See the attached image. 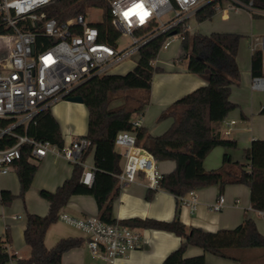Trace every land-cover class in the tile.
Segmentation results:
<instances>
[{"label": "trees", "instance_id": "1", "mask_svg": "<svg viewBox=\"0 0 264 264\" xmlns=\"http://www.w3.org/2000/svg\"><path fill=\"white\" fill-rule=\"evenodd\" d=\"M109 0H56L47 8V16L65 20L78 13H84L88 7L103 8V21L98 24L101 32L100 41L115 45L118 32L110 25L108 15ZM173 3L174 0H172ZM225 0H211L196 10L194 19L203 21L210 19L225 5ZM254 8L264 10V0H252ZM253 18L262 17L258 13ZM182 30L181 43L183 53L179 60H187V70L201 75L206 83L174 100L158 116V120L171 118L170 125L160 134L152 135L144 126L132 124L133 111H140L146 100L136 99V106L110 107V102L117 92L141 89L148 96L153 73L158 67L152 64L159 54L162 43L169 32L150 38L138 49V58L134 66L124 74L103 73L89 77L77 86L71 95L82 97V103L88 111L87 130L91 145L83 152L82 160L93 151V180L90 185L80 181L82 168L74 164L70 177L66 178L54 190L41 189L40 197L48 203L47 212L43 215L26 212L23 238L30 248L29 256L19 258L9 253L6 244L10 242V233L5 230L4 238L0 236V264L15 260L16 264H61L62 254L83 243L82 237H62L54 245L47 247L44 242L48 228L58 221V215L66 206L70 197L75 194L93 196L97 216L103 221L137 228H153L167 230L182 238L180 245L169 252L160 264H206L202 255L184 256L187 246L194 245L215 256L235 259L230 250L264 249V234L257 228L253 218L245 217L234 228H218L208 231L201 227L187 228L179 219L178 197L185 195L190 189L215 185L219 194L226 185L243 184L250 189L249 202L252 208L264 210V139H252L244 150L246 161L232 159L228 150L237 147L235 139L221 137L214 131L213 124L223 120L236 104L229 100L231 85L240 80L236 61L239 39L237 32L213 31L206 34L200 31L190 33ZM250 72L254 76L264 78V57L260 49L251 53ZM264 114V107L261 109ZM130 131L135 135L136 144L150 152L156 161L171 160L174 168L161 173L158 187L147 189L149 199L154 190L162 189L177 198L175 215L171 220L132 217L116 220L112 215V205L119 190L117 174L121 171V155L116 150L114 138L119 131ZM17 132L24 133L35 140L61 146L64 139L59 124L50 108L40 110L26 126L19 127ZM15 137L5 135L0 138V148L10 146ZM216 146L227 151L222 154V164L217 169H205V156ZM21 158L16 162L14 171L19 182L17 193L10 189H0V204L10 205L16 198L24 199L31 186L37 164L30 159V151L21 147Z\"/></svg>", "mask_w": 264, "mask_h": 264}, {"label": "built area", "instance_id": "2", "mask_svg": "<svg viewBox=\"0 0 264 264\" xmlns=\"http://www.w3.org/2000/svg\"><path fill=\"white\" fill-rule=\"evenodd\" d=\"M55 1L0 0V138L5 135L15 137L12 145L0 148V175L15 169L22 155L21 147L26 146L31 160L53 153L73 165H80V181L90 185L93 166L81 158L91 145L88 137L80 135L57 146L35 140L17 129L26 128L40 110L64 98L89 77L109 73L110 68L138 52L150 38L169 32L162 48H166L175 36L183 38L182 30L178 32L176 25L190 30L188 21L194 17L196 8L209 0H174L175 3L172 0H109V22L118 32L115 45L99 40L98 24L103 20H87V9L61 21L48 17L46 10ZM225 1L234 9L259 12L253 7L252 0ZM166 13H172V16L161 21ZM128 36L132 38L131 43L118 50L119 40ZM251 88L264 89V78L254 76ZM132 124L141 126V118L132 119ZM114 145L122 148L123 163L117 174L119 186L135 182L143 175L148 188L158 187L161 173L156 160L136 144L133 133L117 132ZM187 194L189 197L186 198ZM185 195L178 197L179 204L187 205L193 211L197 204L196 192L190 189ZM235 202H238L237 198ZM223 204L224 196L220 194L209 204V209L218 212ZM58 220L82 231L91 257L107 264H115L117 259L140 247L143 239L139 228L118 221L109 223L97 215L73 216L60 212Z\"/></svg>", "mask_w": 264, "mask_h": 264}, {"label": "crops", "instance_id": "3", "mask_svg": "<svg viewBox=\"0 0 264 264\" xmlns=\"http://www.w3.org/2000/svg\"><path fill=\"white\" fill-rule=\"evenodd\" d=\"M243 13L247 14L246 18L242 16ZM251 14L248 10L234 9L225 4L222 8H217L216 13L210 19L196 21L192 17L188 21L191 26L190 33L200 31L209 34L213 31H233L247 36V41L239 39L235 58L240 80L231 85L229 95V100L236 104V108L223 120L212 123L214 131H218L221 137L224 134L229 136V139L233 138L237 141V147L228 150V152L232 159L240 161H246L244 150L249 147L252 139H264V114L260 112L264 107V89L251 88L253 75L250 72L252 51L260 49L262 57H264V20L254 19ZM258 14H264V10H259ZM178 57V52L171 50L161 58L156 57L152 62L154 66L158 67V70L153 73L151 79L149 102L138 111L141 126H144L147 132L152 135L162 133L171 123L169 117L158 120V116L164 109L177 98L206 83L204 77L187 70V60L184 63V60H179ZM181 63L182 65L179 67ZM63 99L56 100L49 108L59 124L64 142H68L74 137L86 133L88 111L84 105L85 107L80 109V121L70 118L69 125L66 126V122L64 124L57 109ZM85 117L86 126L83 122ZM232 120L234 122L229 124ZM225 131H228V134H225ZM225 151L227 150L221 146L212 149L205 156L204 168L217 169L221 166L222 154ZM32 161L37 164V170L31 186L25 194L26 202L19 205L13 200L8 206L0 204V236L4 238L5 230L8 229L10 242L7 244V251L19 258H26L30 253V248L23 238L26 212L45 214L48 203L40 197L39 191L41 189L54 190L66 178L70 177L73 169L72 163L53 153H48L44 157ZM84 161L87 165L93 166L92 150ZM122 163L121 160V166ZM156 165L160 173L169 172L174 168V162L171 160L156 161ZM12 172L16 175L14 170L8 174H12ZM11 176V182L0 185V189H10L17 193V189L19 190L17 175V181L14 175ZM145 183L146 178L139 175L135 182L119 186L112 205V215L116 220L132 217L171 220L174 217L177 198L158 188L147 199L146 192L150 188ZM194 190L197 204L193 211L187 205L179 204L178 217L187 228L197 226L208 231H216L218 228H234L243 218L252 217L259 231L264 234V210L259 211L252 208L249 202L250 189L246 185H226L221 193L224 196V204L218 212L209 209V204L213 203L220 195L217 186H201ZM34 195H38V198ZM185 197H189L188 194ZM236 198L238 202H235ZM60 212L73 216L97 215V207L93 196L75 194L70 197ZM62 223L64 224L58 220L48 228L44 238L47 247L54 245L58 239L68 236L82 237L83 243L65 251L61 257V264H98L94 261L95 258L90 255L83 232L81 231V234L79 229L67 223L65 224L69 227H65L61 225ZM139 230L143 237L140 247L130 251L125 257L117 259L115 264H160L167 254L177 248L182 241L180 236L171 231L153 228H139ZM230 253L236 255L237 258L218 257L200 247L189 245L184 256L203 254L206 264H264V249H235L230 250ZM104 263L107 264L105 261ZM5 264H16V261L10 260Z\"/></svg>", "mask_w": 264, "mask_h": 264}, {"label": "rangeland", "instance_id": "4", "mask_svg": "<svg viewBox=\"0 0 264 264\" xmlns=\"http://www.w3.org/2000/svg\"><path fill=\"white\" fill-rule=\"evenodd\" d=\"M211 1V0H209ZM206 1L205 3L209 2ZM225 4H227L226 1H224ZM204 3V4H205ZM244 14V15H243ZM242 16H244L245 18L247 17L246 13H243ZM172 16V13H166L161 17V21H166L168 20V18H170ZM243 17V18H244ZM254 19H260V21L264 20V16L262 17H256ZM87 20L90 21H95V22H101L103 20V8L100 7H88L87 8ZM249 24V23H248ZM250 30V29H248ZM241 37L240 39L242 40H246L247 36H244V34H240ZM132 38L130 36L128 37H123L122 39L119 40L118 42V50L124 49L126 46H128L131 43ZM247 41V40H246ZM1 45V42H0ZM171 50H176L178 52V56L181 55V53H183V46L181 43V39L178 38L177 36H175L173 38V40L170 42V44L166 47V48H162L159 52V54L157 55L158 58H161L164 54L167 53V51H171ZM138 58V52L135 51L134 53H132L131 55H129L128 57H126L125 59L121 60L120 62H118L116 65H114L112 68L109 69V73H117V74H124L127 71H129L134 64L136 63ZM186 62V59L184 60V63ZM182 63L180 64L179 67H181ZM149 97H150V91L148 96H146V93L141 90V89H132L130 91H124V92H117L116 94H114L112 101L110 102V107H119V106H123L126 108H132L133 106H136L137 102L136 99H143L146 100L145 105L149 102ZM60 105L57 109H58V113L61 115L62 120L64 121V124L66 122V126L69 125V120L70 118L74 119L76 118L78 121H80V117H81V111L80 109L82 107H85L84 104L82 102H76V101H68L66 99H63L62 102H60ZM84 109V108H83ZM132 119H135L137 117H139V112L138 111H133L132 115H131ZM164 119V118H163ZM162 120V119H160ZM159 120V121H160ZM84 125L86 126V117L84 118ZM223 137L228 138L229 136H225L223 134ZM116 150L121 153L122 152V148L121 147H115ZM11 175H14L15 179H16V175L14 172H12V174H7V175H0V185L3 184H9L10 179H11ZM17 181V179H16ZM16 183V182H15ZM18 192V189L17 191ZM34 197L38 198V195H34ZM14 201H16L19 205L23 202H26V198H24L23 200L20 198H16ZM20 212V211H19ZM65 227H69L67 226V224H61ZM81 234L82 232L79 231ZM253 249H260V248H253ZM251 250V249H248ZM96 263L98 264H105L104 261H101L99 259H95L94 260Z\"/></svg>", "mask_w": 264, "mask_h": 264}, {"label": "water", "instance_id": "5", "mask_svg": "<svg viewBox=\"0 0 264 264\" xmlns=\"http://www.w3.org/2000/svg\"><path fill=\"white\" fill-rule=\"evenodd\" d=\"M203 5V4H202ZM202 5L198 6L196 8V10H198L199 7H201ZM64 99L68 100V101H76V102H82V97L79 95H71V92H69Z\"/></svg>", "mask_w": 264, "mask_h": 264}, {"label": "flooded vegetation", "instance_id": "6", "mask_svg": "<svg viewBox=\"0 0 264 264\" xmlns=\"http://www.w3.org/2000/svg\"><path fill=\"white\" fill-rule=\"evenodd\" d=\"M72 92H73V90H72ZM73 95V94H72Z\"/></svg>", "mask_w": 264, "mask_h": 264}]
</instances>
